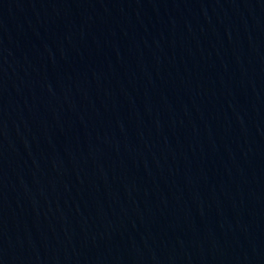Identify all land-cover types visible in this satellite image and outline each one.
<instances>
[{
	"label": "water",
	"instance_id": "obj_1",
	"mask_svg": "<svg viewBox=\"0 0 264 264\" xmlns=\"http://www.w3.org/2000/svg\"><path fill=\"white\" fill-rule=\"evenodd\" d=\"M0 264H264V0H0Z\"/></svg>",
	"mask_w": 264,
	"mask_h": 264
}]
</instances>
